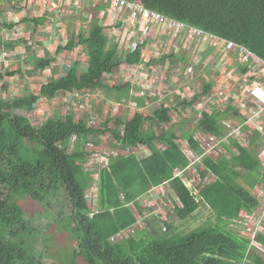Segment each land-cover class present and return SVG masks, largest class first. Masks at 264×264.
<instances>
[{
	"label": "trees",
	"instance_id": "obj_1",
	"mask_svg": "<svg viewBox=\"0 0 264 264\" xmlns=\"http://www.w3.org/2000/svg\"><path fill=\"white\" fill-rule=\"evenodd\" d=\"M131 1L168 20L243 45L264 62V0ZM108 41L105 29L94 20L86 36L81 34L76 41H70L65 47L58 46L55 51L58 55L82 46L88 59L84 71L79 72V63H74L57 80L42 84L36 95L13 101L0 99V264H58L46 263L26 248V240L29 243L34 234L26 228V215L14 200L21 196L38 203L45 213H52L71 229V236L77 241L74 259L81 258L86 264H264V257L252 254L249 241L233 229L241 212L250 215L258 206L250 190L264 184V172L259 179L254 177L261 173V168L250 150L234 143L238 154L230 159L203 158L201 179L211 173L214 181L193 194L182 178L174 176L175 170L184 171L190 164L176 140L189 141L190 144L184 142L187 148L189 145L199 150L185 129L183 117L176 125L180 136L169 130L157 133L152 128L154 124L158 128L172 121L173 113L165 106H159L147 117L135 113L125 121L117 116L108 118L103 127L105 134H110L111 142L125 148L140 145L148 150V155L139 158L133 151H125L123 155L107 157V166L98 172L96 211L93 212L86 198L91 173L78 169L77 165H82L88 157L82 151L80 140L95 134L96 127L89 129L82 117L76 122L72 113L64 119L55 116L39 127H31L27 117L14 113H27L40 97L54 99L59 94L102 87L104 74L116 73L123 63L142 62L139 48L118 56L116 44L110 45ZM51 63L44 58L35 59L34 70L42 72ZM15 73H0V84ZM0 86L4 91L8 89L5 84ZM210 87L205 84L201 95L179 103L180 110L195 107L210 92ZM143 105L141 101L140 106ZM232 110L228 107L225 111L203 112L196 130L221 137L225 132L222 121L234 116ZM73 136L78 146L69 149ZM155 143L164 149H157ZM28 144L33 146L28 148ZM163 184H167L170 193L174 187L170 202L178 220L188 219L204 204L210 209L213 222L181 236L171 235L170 223L164 224L165 231L160 237L138 229L137 218L127 205L132 203L138 208V196ZM133 228L137 229L135 236L128 235L117 241L122 232Z\"/></svg>",
	"mask_w": 264,
	"mask_h": 264
},
{
	"label": "crops",
	"instance_id": "obj_2",
	"mask_svg": "<svg viewBox=\"0 0 264 264\" xmlns=\"http://www.w3.org/2000/svg\"><path fill=\"white\" fill-rule=\"evenodd\" d=\"M85 7L94 10L91 11L92 13H85L83 11ZM128 18V14L110 0H0V59L1 56L7 59L12 64V69L21 72L22 69L28 68L34 71L35 59H47L52 61L49 67L51 76L47 80L49 79V82L57 80L77 61L62 67L56 62L59 54L55 55L54 51L58 46L63 47L70 41H76L81 34L86 36L96 20L97 24L105 29L108 43L116 44L118 56L130 54L139 48L142 62L121 64L116 73L103 75L102 87H94L87 92L65 94L64 102L69 96H76L75 103L80 104L81 107L83 106L80 102L81 96L84 101H88L87 97L93 101V94H99L101 90L103 94H99V100L95 101L101 104L103 99L107 106L112 108L111 113L115 118L119 117L117 111L128 108L133 109L134 114H142L139 110L148 111L153 103L154 108L167 107L173 113V120L176 118L179 120L181 117L185 118V111L178 110V104L185 98L190 101L193 98L192 91L201 90L205 84H208L211 86L210 91L219 89L232 97L230 107L235 114L231 120H226L235 122L236 125L244 123L246 127L243 128L253 134L252 143L260 140L264 144V117L254 118L255 116L251 114L255 104L254 99L247 92L249 85L259 86L264 90V71L252 68L248 63L243 62L236 52H227L223 47L198 41L186 32L173 30L167 24L151 23L140 17L131 22ZM11 33L14 37L13 42L7 44L2 41L4 35ZM16 38L19 40H15ZM79 47L83 51L80 45L75 49ZM4 54L7 56L5 57ZM2 60L0 71H7L3 69ZM78 66V69L82 67ZM109 77H112V84L105 82V78ZM141 101L143 106H140ZM97 106L99 108V105ZM85 109L84 112L87 111V107ZM100 111L102 117L111 118L107 109ZM90 115H93V112ZM80 117L85 120L84 115ZM190 119L197 124L200 118ZM248 119L252 121H246ZM95 120L97 118L91 117L85 122L92 124ZM162 126L167 129V125ZM258 127L260 130L255 129ZM100 129V132L105 134L104 127L101 126ZM91 135L94 137V134ZM243 149L249 150L250 147L244 146ZM144 150L148 151L146 148ZM234 150L238 154V149L234 148ZM204 158L213 159L211 156ZM190 162L193 160H189ZM257 162L259 166L264 167L263 161ZM181 174L182 179L189 180L183 172ZM174 176L180 178L176 174ZM195 178L199 181L197 189L207 184L202 182L201 176ZM148 192L157 193L162 198L159 209L158 204L150 209L151 215L156 217L155 221H161L160 218L165 210L167 213L173 212L170 199L174 196L168 190L167 184L147 190L146 193ZM146 193L140 197L143 198ZM128 206H131L134 214L139 208L132 203ZM259 206H256L250 215L257 213L260 210ZM243 214L245 215L244 212ZM139 215L144 218L143 211ZM137 222L139 224L138 219Z\"/></svg>",
	"mask_w": 264,
	"mask_h": 264
},
{
	"label": "rangeland",
	"instance_id": "obj_3",
	"mask_svg": "<svg viewBox=\"0 0 264 264\" xmlns=\"http://www.w3.org/2000/svg\"><path fill=\"white\" fill-rule=\"evenodd\" d=\"M111 1V0H110ZM112 2V1H111ZM130 2H132L130 0ZM113 3V2H112ZM94 8H87L85 7L83 11L86 13H92ZM124 11L127 14V11L124 8ZM98 16V15H97ZM129 16V20L133 22ZM78 25V23L76 24ZM65 34V33H64ZM65 39V35L63 36ZM13 35L12 33L9 35H4L2 38V41L5 43H10L13 42ZM15 40H19V38H16ZM14 40V41H15ZM17 42V41H16ZM3 43V42H1ZM27 43V42H26ZM65 46V45H64ZM63 46V47H64ZM56 51V50H55ZM54 51V52H55ZM6 57L7 55L4 54ZM2 56L0 61L2 60ZM79 63L81 68H79V72L84 71L85 68L88 67V59L86 58L85 53H83L81 47L74 49L73 52H67L64 51L61 54L57 56V63L58 65L62 67H66V65L70 64L71 62ZM2 65L3 69H7V71H16L15 75L12 77H5L2 81L1 84H5L7 86V90L4 91L2 89V86H0V99H3L4 101H13L16 98H21V97H28L30 95H36L39 93V90L41 88L42 84L49 83V78L51 76L50 69L47 68L44 72L40 71H31L30 68L28 69H22V72H18V70H15L14 68H11V63L7 60L4 59L2 60ZM212 63V62H210ZM8 65V67H6ZM79 67V66H78ZM84 67V69H82ZM129 71V70H128ZM4 71H0L2 73ZM64 75V74H63ZM59 76V75H58ZM112 78V77H111ZM110 77L105 78V82L107 84H112L113 81ZM117 78V77H115ZM55 81V80H54ZM0 84V85H1ZM199 89V88H197ZM151 91V89H150ZM188 91V89L186 90ZM203 91V90H202ZM99 94H103V91L99 90ZM99 94H93L94 98L93 101L90 99V97H87L88 101L82 100L81 96V103L83 106L80 107V104L77 105L75 103L76 96H69L67 98V101L64 102L65 99V94H59L57 95L54 99H48V98H43L40 97L37 103H35L31 110L28 111L27 113L22 112V111H15L14 113L16 115H21L27 117L29 120V125L31 127H39L47 119H51L55 116L64 119L68 114L72 113L74 120L78 122V118L81 115L85 116V120H88L91 117L97 118L93 124L94 127H96L94 130L95 132L94 137L90 135L89 138L85 140H80V144H82V151L88 154V157L86 158V161L81 165L78 164L77 167L78 169H83L84 171H88L91 173V186L89 189L86 191V198L87 200L90 201L93 212L96 211V199H97V184H98V172L102 170L105 166L108 164L107 157L109 155H114L117 156L119 154H125V151L128 152H134L138 155L139 158L141 157H146L148 155V151L144 150L140 145L136 146H131L129 148H125L123 145L120 144H115L114 142H111L110 139V134L108 135L101 133L100 127L104 126L106 117H102L100 109H107L110 111L108 113V116L111 118H115L113 116V113H111L110 107L107 106L105 101L101 99V104H97L95 100H99L100 95ZM193 95L194 93L191 92ZM201 93H196L195 95H201ZM208 94V93H207ZM249 94V93H248ZM193 95V96H195ZM192 96V97H193ZM206 96V95H204ZM203 96V97H204ZM252 98V97H251ZM107 101V100H106ZM183 101H188L187 99ZM109 102V101H107ZM151 107L149 110H139L144 116H148L150 111H153L157 108H154V104L151 103ZM85 105V106H84ZM99 105V108H97ZM199 105H197L198 107ZM85 107H87V111L84 112ZM228 107H230V103L227 105L225 109H217L216 107L213 108V111H225ZM182 110H185L183 120L185 119L186 122V130H188V133L191 134V137L193 138V141L195 145L198 146L199 150H193L189 146L188 148L185 143L186 141H183V139L179 138L176 140V143L181 147L182 150H184L185 154L187 155L188 159L193 162H190V165L188 169L183 172L189 180L183 179V184L186 186L187 189L191 190L194 194L198 193L199 188L197 189L199 185V181L196 176H201V173H203L204 167L201 163L202 159L206 156L209 155L206 153L205 147L203 148L204 145H202L203 141L199 138V134L197 133L198 130H196V124L191 121L190 118H199L200 111L195 110L196 108L193 106L192 109L189 107H183L181 108ZM207 109V108H206ZM178 110L180 108L178 107ZM257 111V107H255L251 114ZM93 112V115H90V113ZM210 112V113H212ZM119 117L125 121L128 120L132 115L134 114V110L131 108L128 109H122L120 112H116ZM264 115H260L258 117H261ZM102 118V119H101ZM256 118V117H255ZM231 120L230 118H226ZM112 120V119H111ZM225 120V119H224ZM223 120V121H224ZM251 120L252 119H248ZM246 120V121H248ZM91 121V120H90ZM177 121L178 119L176 118L175 120L172 119V121L167 124V129L163 126L156 128V125H152V128L157 132H162V130H169L170 132L175 133L176 135L180 136V133L177 131ZM222 121V123H223ZM112 123V122H111ZM86 126L90 129L92 128L91 123H86ZM240 127V130L237 129L238 131V136H235V139L237 140H232L231 144L229 142V139L234 138H228V131L226 133L224 132L225 136L227 135V139L223 141L221 144L220 148H215L214 152L215 154H212L211 157L213 158L212 160H217L220 158V156L230 159L232 158L233 155L236 154V151L234 150L235 145H239L240 147H244L241 145V141L244 139V145L246 147H250V151L255 154L256 160H258V157L261 155L264 158V144H262V141H257L255 143H252L253 141V134L251 131L246 130L243 127H246L245 124H240L238 125ZM93 127V128H94ZM147 128V123L144 126ZM111 129V128H110ZM234 129V128H233ZM260 130V128H255ZM225 130V129H224ZM105 131V130H104ZM100 132V133H98ZM248 133L249 135H246ZM213 137V136H212ZM216 139L215 137H213ZM77 139L75 136L72 137L71 141L69 142L68 146L70 148H74V146H78V142H76ZM185 142V143H184ZM216 142V141H213ZM76 143V144H75ZM155 147L158 149H164V147L156 143ZM187 144H190L189 141ZM28 148L32 147L33 144H28ZM264 165V164H263ZM261 168V173H256L254 174V177L259 179L260 175L264 172V167L260 166ZM182 172L179 171L178 169L175 170V174L179 175L180 178L182 177L181 174ZM211 181H214V177L211 174H207L204 179H202V182L210 183ZM246 189H248L247 185L244 183H241ZM171 191V195L174 196V191ZM251 194L257 199L258 205L260 210L254 214L256 217V224H252L251 222H246V216L241 213L239 218H241L240 221L239 218L236 219L235 222V228L234 231L236 232L237 235L244 236V238L249 241V251L252 254L260 255L264 257V244L262 241H264V235H256L253 234V232H257L258 230H264V184L260 183L258 184L253 190H250ZM139 197V196H138ZM15 202L23 209L24 213L26 216L25 219L27 223L25 224L26 228H29L31 232L34 234L32 237L26 240V248L30 249L32 252H34L36 255L42 257V261L46 263H58V264H86L81 258H76L74 259L73 253L76 249V244L77 241L71 236V229H69L67 226H65L62 222L61 219H56L52 216V213H45V210L36 202L32 201L30 198L26 196H21V197H14ZM162 198L159 194L154 193V192H148L146 193L143 198H138L137 204L139 208L136 210V217L139 221L138 224V229L140 230H145L150 233H152L155 237H160L163 235L164 225L163 223H170L172 225V234L171 235H185L189 233L190 231L201 227L205 225H209L213 222V216L210 211V209L204 205L201 204L200 208L188 219L186 220H178L175 215H173V212L169 211H164L163 216H161L160 220L161 221H155L156 217H153L151 215V208L156 207L155 205L158 204V209L160 207V202ZM169 202V200H168ZM168 202H165L167 205H169ZM143 211L144 218L140 217V212ZM167 213V214H166ZM90 216H92L90 214ZM164 221V222H163ZM231 227V226H230ZM136 228L124 231L117 237V241H121L123 238L125 239L128 235H136ZM262 239V240H261ZM243 264H248L247 262H244Z\"/></svg>",
	"mask_w": 264,
	"mask_h": 264
},
{
	"label": "built area",
	"instance_id": "obj_4",
	"mask_svg": "<svg viewBox=\"0 0 264 264\" xmlns=\"http://www.w3.org/2000/svg\"><path fill=\"white\" fill-rule=\"evenodd\" d=\"M115 2L116 4H119L120 6H124L126 11L132 17H135L138 13H141L140 9H137L133 5L125 3L124 1L116 0ZM144 15L145 16L150 15L155 21H158V22L168 21V24L170 25L171 28H174V29H177L183 32L185 31L188 35H190L191 37H194V39H197L198 41L213 44L215 47H223L227 52H236L238 53L239 57L241 58L243 62L249 63V65L252 68L264 71V62L254 60L250 54V51L241 45L235 44L231 41H228L224 38L217 37L212 34H204L198 30L185 27L184 25L179 24V23L171 22L157 14L155 15V14H149L147 12H144ZM192 92L194 93L193 95H195L196 93H201L202 89L198 91H192ZM247 92L249 93V96L254 99L255 107H257V111L253 113V116L258 117L260 115H264V90L261 89L259 86L249 85L247 86ZM182 98H185V97H182ZM231 101H232V97L230 95H227L226 93L220 91L219 89H215L213 91L208 92V94L204 96L202 100L195 105V108H196L195 110L200 111L199 118H201V114L203 112L210 113L212 112L215 106L218 109H225ZM197 105L199 106L197 107ZM248 121L250 122L251 120H248ZM223 125L225 129V133L226 131H228V138L234 137V138L229 139V142L231 144L232 140H237L235 139V136H238L237 129L240 130V127L236 125L235 122L233 123L229 120L227 121L226 119L223 121ZM197 133L199 134V138L203 141L202 143V145H204L203 148L205 147L206 153L209 154L206 156H211L212 154H215L216 153L214 152L215 148L216 147L220 148L223 141L227 139V135L225 136V134L222 137H215L216 139H214L213 138L214 136L212 137V135L209 133H200L199 131H197ZM246 135H249V134L246 133ZM213 141H216V142H213ZM241 145L245 146L244 139L241 141ZM258 160L264 162V158L261 155L258 157ZM186 170L182 172H185ZM241 218L238 221H240ZM246 218H247L246 222L248 221V222H251L252 224H256L257 222L254 214L248 215L246 216ZM253 234H256L257 236L264 235V230H258L257 232H253Z\"/></svg>",
	"mask_w": 264,
	"mask_h": 264
},
{
	"label": "bare ground",
	"instance_id": "obj_5",
	"mask_svg": "<svg viewBox=\"0 0 264 264\" xmlns=\"http://www.w3.org/2000/svg\"><path fill=\"white\" fill-rule=\"evenodd\" d=\"M112 2H113V4L115 5V6H117V7H120L121 8V10H123L124 11V6H120L119 4H116V0H111ZM121 1H124V0H121ZM125 3H128V4H130V5H133L134 7H136L137 9H140L141 10V13H138L135 17H132L128 12H127V14H129L130 15V18L132 19V20H137L139 17L140 18H142V19H144V20H148V21H150V22H156V23H164V22H166V21H163V22H158V21H155L150 15L149 16H145L144 15V12H147V13H149V14H157V13H155V12H150V11H147V10H145L144 8H142V7H140L139 5H137V4H135V3H133V2H130V1H124ZM126 10V9H125ZM157 15H160V14H157ZM161 17H163L164 19H166V20H168L166 17H164L163 15H160ZM169 21H171V22H175V23H179V24H182V25H184L185 27H188V28H191V29H195V30H198V29H196V28H192V27H190V26H188V25H186V24H184V23H181V22H177V21H174V20H171V19H169ZM168 22V21H167ZM169 25V24H168ZM170 26V25H169ZM173 30H176V31H179V32H183V31H180V30H177V29H174V28H172ZM198 31H200V30H198ZM185 32V31H184ZM200 32H202V31H200ZM202 33H204V34H206L205 32H202ZM250 54H251V56H252V58L254 59V60H258V61H261L259 58H257L251 51H250ZM262 62V61H261ZM176 176H179V175H177L176 174Z\"/></svg>",
	"mask_w": 264,
	"mask_h": 264
},
{
	"label": "clouds",
	"instance_id": "obj_6",
	"mask_svg": "<svg viewBox=\"0 0 264 264\" xmlns=\"http://www.w3.org/2000/svg\"><path fill=\"white\" fill-rule=\"evenodd\" d=\"M236 44V43H235ZM239 45V44H238ZM241 46H243V45H241ZM243 47H245V46H243ZM246 48V47H245ZM246 49H248V48H246ZM249 50V49H248ZM250 51V50H249ZM238 54V53H237ZM246 63V62H245ZM249 64V63H248Z\"/></svg>",
	"mask_w": 264,
	"mask_h": 264
}]
</instances>
